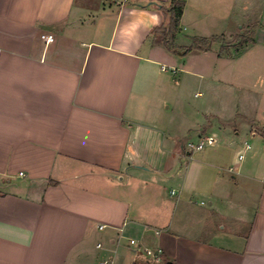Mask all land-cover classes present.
<instances>
[{
    "label": "crops",
    "instance_id": "0c3cea01",
    "mask_svg": "<svg viewBox=\"0 0 264 264\" xmlns=\"http://www.w3.org/2000/svg\"><path fill=\"white\" fill-rule=\"evenodd\" d=\"M181 1L177 35H232L227 0ZM168 2L0 0V264H264V128L241 164L225 135L194 155L161 119Z\"/></svg>",
    "mask_w": 264,
    "mask_h": 264
},
{
    "label": "rangeland",
    "instance_id": "374dc122",
    "mask_svg": "<svg viewBox=\"0 0 264 264\" xmlns=\"http://www.w3.org/2000/svg\"><path fill=\"white\" fill-rule=\"evenodd\" d=\"M244 1L227 0L230 8L220 26L232 24V35H222V43L213 44L207 53L174 55L177 71L166 65L165 75L174 88L168 90L167 101L161 105L162 121L178 135L183 146L197 140L193 130L203 124L201 133L213 135L216 143L219 138L224 142L222 135L226 143L234 141L227 149L228 160L234 163L241 153V164L249 161L251 154L246 153L243 143L254 151L251 132L264 128V35H253L264 0H248L247 10L242 7ZM211 10L214 9L208 6L202 12ZM239 19H243L241 26L235 25ZM205 27L209 29L211 25ZM182 33L185 35H176L174 41L181 50L189 47L193 37L221 36L193 35L191 29ZM192 153L196 155L198 151ZM198 200L208 205L206 198ZM130 258H118L114 264H130Z\"/></svg>",
    "mask_w": 264,
    "mask_h": 264
},
{
    "label": "trees",
    "instance_id": "16d2710c",
    "mask_svg": "<svg viewBox=\"0 0 264 264\" xmlns=\"http://www.w3.org/2000/svg\"><path fill=\"white\" fill-rule=\"evenodd\" d=\"M160 5L164 22L152 29L150 34L152 40L162 44L169 53L176 56L186 55L190 52L203 53L210 51L213 44L222 43V35L210 38L193 37L189 47L181 50L180 47L175 45L174 41L179 32V21L182 16L184 2L181 0H169L168 5L162 3ZM236 53L238 54L239 51L236 50ZM162 261L165 262L163 257Z\"/></svg>",
    "mask_w": 264,
    "mask_h": 264
},
{
    "label": "built area",
    "instance_id": "2783aa9c",
    "mask_svg": "<svg viewBox=\"0 0 264 264\" xmlns=\"http://www.w3.org/2000/svg\"><path fill=\"white\" fill-rule=\"evenodd\" d=\"M41 38L46 42H52L53 41V36L52 35H41ZM162 70H165L164 67H162ZM216 143V140L213 135H205L199 140L193 142V141H188L186 142L185 146H183V150L190 153L194 151H201L205 147L212 146ZM245 148L248 149L249 145L244 144ZM243 157L242 154L239 155V158L241 159ZM102 228V227H100ZM130 245H135V241L130 239L129 240ZM100 245H97V248H99ZM145 256L150 260L151 263L153 264H159L162 261V253L160 250H153V249H146L145 250ZM99 264H111V261L108 260H103Z\"/></svg>",
    "mask_w": 264,
    "mask_h": 264
}]
</instances>
